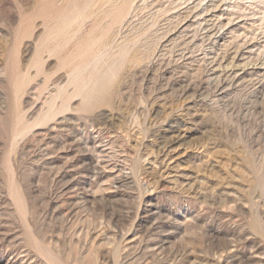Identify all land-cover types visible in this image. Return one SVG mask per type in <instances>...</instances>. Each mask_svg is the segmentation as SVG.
Returning <instances> with one entry per match:
<instances>
[{
	"label": "rangeland",
	"instance_id": "1",
	"mask_svg": "<svg viewBox=\"0 0 264 264\" xmlns=\"http://www.w3.org/2000/svg\"><path fill=\"white\" fill-rule=\"evenodd\" d=\"M0 264H264V0H0Z\"/></svg>",
	"mask_w": 264,
	"mask_h": 264
}]
</instances>
